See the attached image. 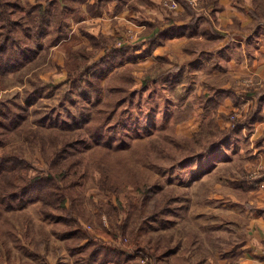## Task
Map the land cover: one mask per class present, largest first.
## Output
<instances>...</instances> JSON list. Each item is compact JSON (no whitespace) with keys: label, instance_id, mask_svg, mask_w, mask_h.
Masks as SVG:
<instances>
[{"label":"rangeland","instance_id":"1","mask_svg":"<svg viewBox=\"0 0 264 264\" xmlns=\"http://www.w3.org/2000/svg\"><path fill=\"white\" fill-rule=\"evenodd\" d=\"M175 1L182 3L183 0ZM28 3L35 5L36 0H20L22 9H25ZM208 4L209 0H201V3L193 8L198 9L202 16L205 8L209 9ZM84 7L85 4H82V8ZM168 7L172 9L169 5ZM201 7L202 9H199ZM213 7L211 12L215 7L218 8V5L215 4ZM210 11L206 13L209 14ZM82 15L76 6L68 9L61 19L65 29L59 30L60 27L55 25L38 41L39 44L32 40L28 64L25 65V60L19 62L16 70L13 68L7 70L0 80V83L4 85L0 89V98H10L15 95L16 99L24 101L29 121L36 135L33 142L23 137L19 140L10 138L6 140L0 151L16 150L23 153L31 161L32 167L29 170L31 175L38 169L45 168L44 157L52 159L53 155L50 150V143L54 138L52 133L59 130L58 127L55 128L56 126H60L52 122L53 118L60 115L62 119L69 121L74 116L77 120L86 122L93 106L105 98L109 78L125 69L129 70L134 82L132 89H138V92L131 97V103H125L120 108L124 111L120 118L126 123V127L121 128L116 137L126 139V146L134 144L137 139L143 140L144 143L158 142V150L156 152L151 150L150 155L152 163L160 164L162 168L160 174L154 172L161 178L162 188L158 190V194L163 197V188L165 193L166 190L173 189V195L178 198L171 204L184 203L186 207L177 208L174 212L167 210L162 218L160 217L161 219L151 221L138 230L135 229L137 233L133 232L134 226L129 225L123 241L125 244L129 243V248H132L135 242L140 247L144 246L141 250H137V254L146 261L148 254H152V259L149 257L152 264H207L208 258L217 264L214 260L220 257L217 251L241 241L245 231V213L248 207L250 208V204L247 203L250 197L242 181L244 179L251 181L264 175V128H262L264 74L248 72L239 75L234 73L232 74L234 77L228 75L216 77L214 79L216 88L223 81V77L228 80V84L231 83L230 99L233 103H223V100H219L217 102L219 104L213 108L210 107L213 103L206 107V103H199V100H196V103H176V101L179 102L180 95H183L185 99L193 97L197 92L194 85L201 86V79L206 78L204 77L206 66L203 63L198 65L196 61L177 60L179 57L171 61L159 57L155 62L158 64L155 71L152 72L151 68L147 69L149 44L147 45V22H145L144 27L137 29L136 32L130 29L122 36L113 37L115 46L130 47L133 51L120 58H109L98 68L93 69L94 76L90 89L98 88V94L91 91L88 95L85 91L83 95L78 90L67 94L63 83L66 77L65 62L68 51L72 49L74 51L80 45L90 43L87 23H83L87 27H80L79 24ZM256 16L258 18L254 16L250 27L255 24L257 28L264 27V12L256 13ZM136 23L141 24V21ZM19 31L20 29L18 33ZM57 33H59V40L53 42ZM85 38L87 41L84 40ZM246 47L247 49L244 48L245 54L248 53L246 62L250 63L249 52L255 49L253 45ZM193 64L196 66L194 70L196 76L189 72ZM158 66L163 70H159ZM262 67L264 69V61ZM161 70L162 73H160ZM35 73L39 75L43 83L36 80L33 76ZM150 73L152 78L160 75V80L157 78L156 83L141 90L143 78ZM31 78L40 83L36 88L37 92L30 82ZM29 93L30 99L26 100ZM207 94L214 98L217 93L208 91ZM189 106L190 110L187 112ZM198 109L203 110L202 115L199 114L200 112L197 113ZM182 115L187 116L186 120H179ZM250 115L255 118L242 124L241 121L247 120ZM209 118L214 119L218 128L222 130L237 125L239 129L226 144L219 146L213 153L203 158H200L198 154L191 161L181 164L180 161L186 157L188 150L198 153L203 145L212 142L205 139L201 147L192 140L193 134L199 131ZM79 126L69 131L68 136L79 139L87 137L83 123ZM106 135L115 136L109 132H106ZM85 142V145L79 146L80 148H73L70 156L77 159L76 165L80 174L79 186L85 193L87 209L94 214L97 211L96 203L99 199H110L115 202L117 199L116 195L100 189L99 172L89 160L95 143L89 139ZM61 144L62 140L58 139V147ZM186 144H190L191 147ZM130 154L134 155L132 152ZM258 187L264 188V180L259 182ZM134 194H136L135 191L128 188L118 197L120 201L125 202ZM29 199L24 197L13 201L11 209L0 207V222L14 221L20 235L25 230L26 223L30 225L31 238L27 240L21 235V246H16L12 238L5 236V245L11 249L12 258L17 263L85 264L82 263V261L85 262L84 260H80L81 256L85 257V252L79 249L88 240L82 238V235L90 234L97 239L108 240L107 236L97 231L96 228L100 231L102 229L95 217L91 224L82 217L78 227L84 233L72 235L70 234L71 224L44 218L39 212L40 202ZM101 218L103 225L108 226L107 217L102 215ZM124 218V215H120L119 221ZM68 231H70L69 235L66 234ZM0 250L3 253L4 246L0 247ZM140 256L137 259L140 260ZM224 257H228V260L233 258Z\"/></svg>","mask_w":264,"mask_h":264},{"label":"trees","instance_id":"2","mask_svg":"<svg viewBox=\"0 0 264 264\" xmlns=\"http://www.w3.org/2000/svg\"><path fill=\"white\" fill-rule=\"evenodd\" d=\"M110 1L97 0L91 3L90 0H36L35 5L28 3L26 8L22 9L20 0H0V80L5 76L7 70L12 68L16 70L19 62L25 60V65L28 64L32 40L39 44L38 41L50 31L52 26L60 27L59 30L65 29L61 19L68 9L76 6L82 14L84 10L96 14L97 11L102 10L103 5ZM181 2L185 7V14L193 16L191 20H198L201 17V13L190 4L185 1ZM82 4H85L84 10ZM22 10H24L23 13ZM261 11L264 12V0H253L251 9L253 16L258 18L256 13ZM175 21L176 19L170 17L165 23ZM176 28L178 27L175 25L159 30L150 38L148 49L158 44L160 36L174 31ZM58 35L59 33L53 38V42L59 40ZM88 37L89 45L82 44L74 51H72L73 49L68 51V58L65 62L66 77L63 83L67 94L77 90L83 95H85V91L88 95L91 94V91L98 94V88L90 89L94 76L93 69L98 68L109 58H120L133 51L130 47L115 46L113 37L108 38L102 34L97 36L90 34ZM151 75V73L147 74L143 78L141 90L156 83L157 78L160 80V75L156 76L157 78H152ZM33 76L37 81L43 83L37 73ZM36 80L30 79L35 89L40 84ZM133 83L131 72L126 69L111 76L107 82L105 98L100 103H96L89 114L82 113L89 115L86 122L79 121L74 116L69 121L62 119L60 115V118L54 117L52 122L60 126H56L55 128L58 127L59 130L52 133L54 136L50 143V150L53 152L52 159L45 156L46 167L38 169L33 175L29 173L32 167L31 161L23 153L16 150L0 151V207L11 209L13 201L21 200L24 197H29V200H38L40 202L39 212L44 218L71 224V232L68 231L67 235L69 232L72 235L84 233L78 227L82 217L90 224L94 217L97 219L102 229L100 231L99 228H96L97 231L101 235L107 236L108 240L97 239L90 234L82 235V238L88 240L79 249V251L85 252V257H80V260L85 261L82 263L85 264H152L150 261L152 254H148L150 259L147 256V261L137 254V250H141L144 246L140 247L135 242V245L133 243L132 248H129V243H124L123 238L128 231V226L133 225V232L137 233L135 229L138 230L145 224L162 218L167 210L174 212L177 208L184 209L186 207L183 205L184 203L182 205L171 204L178 198L173 195V189L166 190L165 193V188H163V197L158 194V190L162 188L161 178L154 172L160 174L162 168L160 164L152 163L150 159L151 150L155 152L158 150V142L144 143L143 140L137 139L134 144L126 146V139L116 137L119 130L126 127V123L120 118L124 112L120 108L125 103H131V97L138 92V89H132ZM3 87L1 82L0 89ZM206 98L207 95L203 94L198 97V100L199 103H206L207 107L210 103L205 102ZM29 99L30 93L26 97V100ZM23 102V100L16 99L15 95L10 98H0V148L10 138L19 140L20 137H23L26 140L35 141V131L29 121L27 107ZM210 107L213 108V106ZM189 110L190 106L187 108V112ZM186 118L187 116L182 115L179 120L183 121ZM254 118L250 115L247 120H243L241 123L246 124L248 120ZM80 123L81 125L83 123L88 138L84 136L79 139L73 138L71 135L68 136V132L78 128ZM238 129L239 125L222 130L218 128L214 119H207L200 130L193 134L192 140L201 147L205 139L212 140V142L203 145L202 150L198 153L191 149L188 150L186 157L180 161L181 164L191 161L198 154L200 158H203L207 154L213 153L219 146L226 144ZM106 132L115 134V136L111 135L110 137L106 135ZM58 139L62 140L59 147ZM87 139L95 143L89 160L90 164L99 172L100 189L116 195L117 199L116 202L110 199H99L96 203L97 211L94 214H91L87 209L85 193L79 186L80 174L76 165L78 164L77 159L70 156L72 154L70 151L75 147L80 148V145H85ZM186 146L191 147L190 144H186ZM131 152L134 155H131ZM263 180L264 175L251 181L244 179L242 182L246 189L251 190L258 187L259 182ZM128 188L134 190L136 194L125 202L120 201L119 194ZM102 215L107 217L108 226L103 225ZM120 215L125 216L122 221H119ZM4 222H0V247L4 246L3 253L0 252V264H25L17 263L12 258L11 249L5 245V236L12 238L16 246H21L22 237L27 240L31 238L30 225L28 222L26 223L21 237L14 221L6 220ZM246 239L247 237L242 235L241 241L222 247L217 252L220 257L231 256L234 260L240 255L241 246ZM138 256H140V260L137 259Z\"/></svg>","mask_w":264,"mask_h":264},{"label":"crops","instance_id":"3","mask_svg":"<svg viewBox=\"0 0 264 264\" xmlns=\"http://www.w3.org/2000/svg\"><path fill=\"white\" fill-rule=\"evenodd\" d=\"M96 1L90 0L91 3ZM166 1L111 0L96 14L88 13L84 7L79 24L80 27H87L83 24L87 23V32L92 35L102 34L106 37H114L122 36L130 29L136 32L147 22V45L150 38L159 30L176 25L178 28L160 36L158 44L147 49V69L151 68L154 72L158 65L155 62L159 57L169 61L179 57L177 60L196 61L198 65L203 63L206 66V71L204 69L206 78L201 79V86L194 85L197 92L193 97L185 99L183 95H180L179 102L176 101V103H196L198 97L206 95L208 91L217 93L214 98L207 94L205 102L213 101L210 106H216L219 100H223V103H233L230 99L231 83L228 84V80L223 77V81L216 88L214 83L216 77L224 75L232 77L234 73L239 75L248 72L264 74L262 67L264 27L257 28L256 24L250 27L254 19L251 13L253 0H209V9L205 8L198 20H191L192 15L185 14V7L179 1L172 9L168 7ZM215 4L218 8L215 7L211 12ZM206 11H210L209 14ZM170 17L176 21L165 23ZM137 21H141V24H137ZM84 40L87 41L86 38ZM247 45H253L255 49L249 52L250 63L246 62L248 53L245 54L244 48L247 49ZM195 64L193 68H189L190 74L192 72L194 76H196ZM158 68L163 70L160 66ZM162 70L160 73L163 72ZM217 95L219 97H216ZM198 112L202 115L203 110L198 109ZM262 126L264 128V121ZM248 192L250 198L247 203L253 207H248L251 212L247 209L245 213L246 225L243 235L247 239L241 246L240 255L236 259L217 257L214 258L217 264H264V188L256 187ZM206 261L207 264H215L209 258Z\"/></svg>","mask_w":264,"mask_h":264},{"label":"built area","instance_id":"4","mask_svg":"<svg viewBox=\"0 0 264 264\" xmlns=\"http://www.w3.org/2000/svg\"><path fill=\"white\" fill-rule=\"evenodd\" d=\"M183 1L187 2L192 7H197L201 3V0H183ZM166 2L171 8H175L177 5V2L175 0H167Z\"/></svg>","mask_w":264,"mask_h":264}]
</instances>
